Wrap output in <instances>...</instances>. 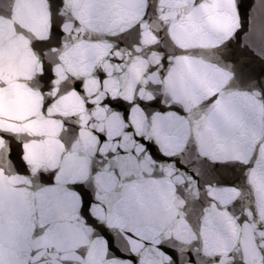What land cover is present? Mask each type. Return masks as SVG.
<instances>
[{
  "label": "snow or ice",
  "instance_id": "obj_1",
  "mask_svg": "<svg viewBox=\"0 0 264 264\" xmlns=\"http://www.w3.org/2000/svg\"><path fill=\"white\" fill-rule=\"evenodd\" d=\"M0 264H264V0H0Z\"/></svg>",
  "mask_w": 264,
  "mask_h": 264
},
{
  "label": "water",
  "instance_id": "obj_2",
  "mask_svg": "<svg viewBox=\"0 0 264 264\" xmlns=\"http://www.w3.org/2000/svg\"><path fill=\"white\" fill-rule=\"evenodd\" d=\"M250 2H254V0H250Z\"/></svg>",
  "mask_w": 264,
  "mask_h": 264
}]
</instances>
